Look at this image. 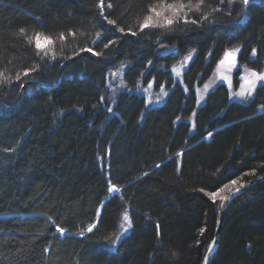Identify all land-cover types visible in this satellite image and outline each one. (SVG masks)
I'll list each match as a JSON object with an SVG mask.
<instances>
[{
  "label": "trees",
  "instance_id": "trees-1",
  "mask_svg": "<svg viewBox=\"0 0 264 264\" xmlns=\"http://www.w3.org/2000/svg\"><path fill=\"white\" fill-rule=\"evenodd\" d=\"M199 2L0 0V264H201L209 194L264 172V80L246 101L219 82L198 104L199 88L235 49L234 74L261 72L264 0L150 12ZM209 264H264V181L230 202Z\"/></svg>",
  "mask_w": 264,
  "mask_h": 264
},
{
  "label": "rangeland",
  "instance_id": "rangeland-1",
  "mask_svg": "<svg viewBox=\"0 0 264 264\" xmlns=\"http://www.w3.org/2000/svg\"><path fill=\"white\" fill-rule=\"evenodd\" d=\"M245 14H246V10L244 12V15ZM231 52H233V55H235V51H231ZM189 60H190V58L188 56L187 61L185 63H182V62L179 63L177 66V71L183 70L186 67ZM222 61H224V63L220 62L218 65H216L214 70L211 73V76L199 88V94H198V98H197L198 104H201L204 101L208 91L211 90L212 88H214L219 82L225 83L227 85V87L229 88L230 99H237L240 101H246L254 93V89H255L256 84L258 82L263 81V80H257L255 82L254 86H250L248 81L252 80L253 77L251 76L252 71L249 68L241 66L240 72L234 74V71L236 70L238 63L234 62V60L232 58H226V57H224V59ZM115 73L116 72H114V74ZM260 73H264V67ZM114 78H115L117 83L113 86V89H114L113 95L116 96L118 94L117 88H118V84H119V79L116 77V75L114 76ZM233 78L237 79V83L235 85L233 84ZM240 184L241 183H239L238 185H240ZM238 185H236V186L234 185L233 187H228L226 189L228 191L226 192V190H225L224 192H221L219 194V197L222 199L225 196V194L227 195L231 190H233ZM113 186L114 185H111L110 188ZM125 215L128 217L127 221L124 219ZM129 230H130L129 209L125 208L122 211L120 226L114 235V239L110 244L106 243V246L110 249H114L116 247L117 242L125 234H127L129 232Z\"/></svg>",
  "mask_w": 264,
  "mask_h": 264
},
{
  "label": "snow or ice",
  "instance_id": "snow-or-ice-1",
  "mask_svg": "<svg viewBox=\"0 0 264 264\" xmlns=\"http://www.w3.org/2000/svg\"><path fill=\"white\" fill-rule=\"evenodd\" d=\"M221 2H223V0H221ZM235 2V0H229V3H233ZM203 3V0H200L199 3L195 4V5H185L184 3H179V4H166L163 5L160 10H157L156 7H152L150 8V12L153 13L155 15V17H163L166 21V23L168 25H171L173 23V18L172 17H176V16H180L181 13L184 11V9L187 7L189 8V10L192 9V7H195L197 10L200 8V4ZM241 3L245 6L249 5L250 0H241ZM103 7V3L101 2V8ZM109 7H111V5H109ZM166 10H170L172 12V16H164V12ZM106 19V17H105ZM185 22L187 21V17H184ZM193 23H195L196 21H192ZM108 24L111 25H115V21L114 20H107ZM154 24L153 21V16L152 15H148L145 17L144 22L141 26V30H143V28L145 27H149L152 26ZM119 31L123 32V29H119ZM26 33V29L21 28L19 29V34L20 35H25ZM135 33H133L134 35ZM69 35L75 36L74 32H70ZM26 39L28 40L29 44H34L36 50L38 53L42 52L44 55H47L48 52L50 51V47L51 45L55 44V39L52 36L40 33V32H34L32 36H27ZM59 39L60 40H65L66 37L63 33H60L59 35ZM105 47H107V45H105ZM88 51H92L91 49H88ZM234 51H239V49H235ZM98 54V53H97ZM191 54H189L190 56ZM252 55L255 56L256 55V50L253 49L252 50ZM225 57L226 58H232L234 60V55L233 52H226L225 53ZM221 63H224V61H221ZM24 75H28V72L26 71L24 73ZM251 76L253 77L252 80L248 81L250 86H254L255 82L257 80H264V73H256V72H252ZM18 80L20 79V76L17 75L16 77ZM0 79H4L7 80L8 78L4 76V73L0 72ZM209 135H211V133H209ZM233 185L236 184V181H232L231 182ZM110 192H118L119 189L116 188L115 186L111 187L109 189ZM220 192H223L224 189H220ZM211 196V198L213 199V201L216 199V197L219 195V192H212L209 194ZM223 199H227V197H223ZM124 219L127 221L128 217L125 215ZM95 227V225H93L92 227L88 228V231L91 232L93 230V228ZM58 231H60L61 233L64 232L63 228H58ZM114 243V242H113Z\"/></svg>",
  "mask_w": 264,
  "mask_h": 264
},
{
  "label": "water",
  "instance_id": "water-1",
  "mask_svg": "<svg viewBox=\"0 0 264 264\" xmlns=\"http://www.w3.org/2000/svg\"><path fill=\"white\" fill-rule=\"evenodd\" d=\"M262 181H264V172L255 177H252L251 179L247 181L242 182L240 185L235 187L227 195L224 196V197H227V199H223V198L221 199L220 207H219V211H218V215H217V219L215 223V228L213 232V237L205 251L201 264H209L210 258L217 246L221 228L223 226L225 215H226L230 202L233 200L235 196L239 195L243 191L247 190L249 187L257 183H260Z\"/></svg>",
  "mask_w": 264,
  "mask_h": 264
}]
</instances>
